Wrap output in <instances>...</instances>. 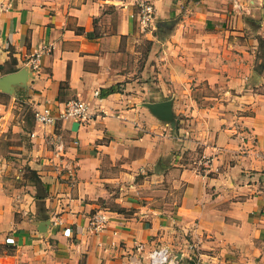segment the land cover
Listing matches in <instances>:
<instances>
[{"label": "crops", "instance_id": "1", "mask_svg": "<svg viewBox=\"0 0 264 264\" xmlns=\"http://www.w3.org/2000/svg\"><path fill=\"white\" fill-rule=\"evenodd\" d=\"M142 1L0 0L5 264H129L139 242L264 264V0H149L148 32ZM71 99L93 118L36 120ZM165 100L175 125L145 106Z\"/></svg>", "mask_w": 264, "mask_h": 264}, {"label": "built area", "instance_id": "2", "mask_svg": "<svg viewBox=\"0 0 264 264\" xmlns=\"http://www.w3.org/2000/svg\"><path fill=\"white\" fill-rule=\"evenodd\" d=\"M138 22L143 32H148L154 29L156 8L155 5L145 0L140 2L139 10L137 13ZM43 50L34 52L29 57L28 63L30 64L33 73H37L41 67V58ZM98 94V92H96ZM35 118L39 123L43 125L53 123L57 118L67 119L74 118L81 122H87L93 118L94 111L90 104L81 99H71L66 102L64 109L59 114H54L48 107H35ZM56 154L61 155L65 151V143L63 140H58L56 144ZM208 161V158L205 160ZM109 221V217L105 212H99L92 216L91 227L100 232L106 228ZM0 264H5L0 259ZM129 264H185L181 262L178 254L175 253L169 246H157L150 249H146L144 242L136 244V251L130 256Z\"/></svg>", "mask_w": 264, "mask_h": 264}, {"label": "water", "instance_id": "3", "mask_svg": "<svg viewBox=\"0 0 264 264\" xmlns=\"http://www.w3.org/2000/svg\"><path fill=\"white\" fill-rule=\"evenodd\" d=\"M172 104V100H165L160 102H146L145 106H147L160 119L171 122L175 125L176 120Z\"/></svg>", "mask_w": 264, "mask_h": 264}, {"label": "trees", "instance_id": "4", "mask_svg": "<svg viewBox=\"0 0 264 264\" xmlns=\"http://www.w3.org/2000/svg\"><path fill=\"white\" fill-rule=\"evenodd\" d=\"M109 91H115V88H111Z\"/></svg>", "mask_w": 264, "mask_h": 264}]
</instances>
